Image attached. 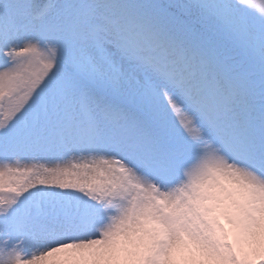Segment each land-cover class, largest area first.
<instances>
[{
  "label": "snow or ice",
  "instance_id": "1",
  "mask_svg": "<svg viewBox=\"0 0 264 264\" xmlns=\"http://www.w3.org/2000/svg\"><path fill=\"white\" fill-rule=\"evenodd\" d=\"M189 171L264 197V0H0V264H159Z\"/></svg>",
  "mask_w": 264,
  "mask_h": 264
},
{
  "label": "clouds",
  "instance_id": "2",
  "mask_svg": "<svg viewBox=\"0 0 264 264\" xmlns=\"http://www.w3.org/2000/svg\"><path fill=\"white\" fill-rule=\"evenodd\" d=\"M195 182L196 176L189 171L182 185L192 197L196 209L194 220L188 231L179 233L168 257L159 264H243L235 253L245 243L249 230L264 232V197L253 212H247L244 196L248 188L240 178L217 173L193 187ZM168 191L175 194L178 189L174 186ZM111 223L112 220L107 221L105 227ZM160 227L166 234L167 226ZM143 235L142 229L133 233L130 242ZM181 250L184 257L177 258L175 254ZM140 264L151 262L145 260Z\"/></svg>",
  "mask_w": 264,
  "mask_h": 264
}]
</instances>
